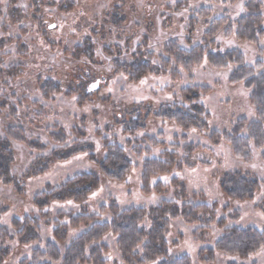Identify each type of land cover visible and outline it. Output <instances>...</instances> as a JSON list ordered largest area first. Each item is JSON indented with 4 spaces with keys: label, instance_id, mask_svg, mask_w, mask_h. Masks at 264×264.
<instances>
[{
    "label": "rangeland",
    "instance_id": "1",
    "mask_svg": "<svg viewBox=\"0 0 264 264\" xmlns=\"http://www.w3.org/2000/svg\"><path fill=\"white\" fill-rule=\"evenodd\" d=\"M13 4L30 19L32 6L27 0H0V10L3 13L0 18V38L7 35L4 34L6 27L10 29L12 37H18L28 44L30 52L24 59L23 56H16L14 49L4 50L2 53L8 55L3 57L4 66L23 67L22 77L12 83V92L14 91L19 98L26 97L32 102L37 101L46 108L47 112L44 115L46 119L38 123L43 118H38L34 114L32 119L35 120L34 123L41 124L42 128L48 127L51 131L64 129L69 144L74 142L94 144V154L100 157H106L105 147L108 144L117 143L126 149L132 160L133 169L125 182L103 181L85 204H76L73 201L71 204L69 201L54 202L42 209L35 204V200L39 195L48 193V185L57 187L78 174L91 172L95 165L88 160L89 154H79L54 165L46 174L26 181L24 195L0 187L1 203L9 207L5 214L0 215V228L12 232L11 224L14 219H37L41 236L40 242L25 246L17 241L8 242L11 252L3 264H20L26 258L32 259V253L36 249L44 251L48 243H55L53 232L58 224L69 223L65 218L68 215L78 217L86 211L89 215L99 216L101 208L103 206L108 208L113 200L121 209L150 208L163 200H176L174 180L185 186L193 203L216 205L217 221L225 219L226 222L225 227H219L216 223L206 228L200 225H187L182 220L172 221L171 233L167 237L170 256H188L191 264H208L202 260L201 252L212 248L224 234V229L255 227L264 232V211L258 209V205L264 201V184L260 193L255 194L251 201L229 199L220 189L219 175L222 172H248L264 180V148L255 150L251 145L253 162L246 164L234 156L224 139H220L218 145L213 143V139L217 137H214L212 132L215 131L223 137L231 133L238 121L246 120L249 123L256 121L255 111L250 103L251 92L241 85L235 86L230 83L234 66H229L228 69H215L210 66L207 58H204L192 74L180 70L179 79L151 75L138 82H131L126 75L109 77L110 59L99 50L94 57V63L98 64L97 68L94 64L91 65L93 70L100 71L98 80L93 84L97 83L98 86L89 90L90 92L84 89L82 94L67 95V90L64 89L61 94L53 95L50 102H45L39 89L40 79L55 78L57 75L70 79L79 73L78 68H74L71 54L81 39L90 35V22L92 24L94 19L102 20L101 33L96 40L103 39L107 31L113 30L111 22L103 24V19L109 11L116 9L118 14L120 13L117 15L119 19L117 17L116 19L121 23L119 31H122L123 39L119 41L121 42L119 45L123 51L127 49L126 47L132 49L146 42L148 49L159 57L164 46L170 42H176L184 48H189V43L211 46L212 41L205 42L204 39L210 23L215 17H222L227 13L233 21L239 19L245 14L246 1L232 3L231 0H77L76 7L67 12H62L60 8L43 9V17L49 20V24L52 22L53 24L48 31L40 34L27 18L16 28L5 22L4 14L8 13ZM204 11H209L206 17L202 15ZM114 25L117 30L119 25L117 23ZM212 44H216L212 49L214 52L231 49L241 51L248 66L255 67L258 60L264 61V55H260L256 47L239 43L233 37L227 38L223 32ZM261 47L264 48V42L261 43ZM93 70L91 75H94ZM69 85L71 86V82ZM100 87L102 89L98 94L97 90ZM188 90L199 93L200 102L210 114V132L196 130L185 132L178 125L168 121L150 119L151 126L137 131L133 136L126 134L124 115L133 105L146 102L156 106L183 104L181 95ZM86 92L94 93L86 100H82L81 97H84ZM116 114L121 115L119 119L117 118L118 125ZM15 124L17 123L7 119L6 115H0V133H3L6 127ZM21 126L30 136L49 143L44 131L39 132L26 125ZM152 139L158 143L164 142L167 146L155 147ZM188 147L194 150L192 157L201 159L202 162L194 167L184 165L180 169L175 168L169 175L153 178L151 193L145 194L142 191L144 162L162 159L166 152L176 153L177 162H184ZM14 148L18 159L14 175L20 177L30 167L34 158L25 147L14 145ZM158 183L165 186L167 192H157L154 187ZM237 210L241 213L240 220L231 221L229 215ZM109 218V214L101 215L102 221H108ZM144 226L149 227L148 223ZM84 231V228L77 231L70 229L66 246ZM116 241L117 238L110 234L100 243L109 249L104 254L108 264H123ZM66 246H60L62 252ZM214 264H264V247L248 260L217 254Z\"/></svg>",
    "mask_w": 264,
    "mask_h": 264
},
{
    "label": "trees",
    "instance_id": "2",
    "mask_svg": "<svg viewBox=\"0 0 264 264\" xmlns=\"http://www.w3.org/2000/svg\"><path fill=\"white\" fill-rule=\"evenodd\" d=\"M76 1L27 0V3L32 6L30 19L16 4H13L8 13L4 14V20L16 28L22 20L26 21L25 18H27L28 21H32L37 33H45L53 22L49 24V20L43 17V9L60 8L62 12H67L76 7ZM239 1L241 0H231L232 3ZM244 1H246L245 14L239 19L233 21L227 15L228 13L222 17H215L204 34L205 42L214 43L218 35L223 32L227 38L233 37L239 43L256 47L258 53L264 55V48L261 47V43L264 42V0ZM206 13L209 11H204L202 15L206 17L208 15ZM2 15L0 10V18ZM117 15L120 13L118 14L116 9L106 13L107 18L103 19V24L111 22L114 28L107 31L101 40H96V37L101 33L102 20L94 19L92 24L90 22V35L81 39L76 50L71 54L74 68H78L79 73L70 79L57 75L55 78L39 80V89L45 102H50L53 95L61 94L64 89L67 90V95L82 94L84 89L87 92L93 90V84L98 80L100 71L93 70L91 65L94 64L97 68L98 64L94 63V57L99 50L110 59L109 77L126 75L131 82H138L151 75L179 79L181 78L180 70L192 74L204 58H207L210 66L215 69H228L229 66H234L235 70L230 75V83L235 86L241 85L251 92L250 103L254 108L256 121L251 123L246 120L238 121L231 133L223 137L215 131L212 132V135L217 137L213 139V143L218 145L221 142L220 139H224L223 141L229 145L237 159L251 164L253 162L251 145L255 150L264 148V61L258 60L255 67L248 66L241 51L231 49L214 52L212 49L216 44L212 43H210L211 46L189 43V48H184L176 42H170L164 46L163 53L159 57L148 49L146 42L136 48L126 47L127 49L123 51L119 45L121 43L119 41L123 38L122 31H119L121 23L117 22L119 19ZM115 23L119 25L117 30H115ZM9 31L10 29L4 27V34L7 35L0 38V93H2L0 115H6L7 119L17 124L6 127L3 133H0V187L9 188L18 195H24L26 181L46 174L54 165L68 161L79 154H89L88 160L95 165L94 169L89 173L78 174L60 186L48 185V193L39 195L35 200L39 208H46L54 202L73 201L76 204H85L103 181L125 182L132 172L133 163L126 149L121 145L108 144L105 147L106 157H100L94 154V144L88 142L69 144L64 129L51 131L48 127L42 128L41 124L34 123L35 120H32L34 114L38 118H43L38 121L39 123L46 119L44 115L47 111L43 104L37 101L32 102L26 97L19 98L14 91L12 92V83L15 79L22 77L24 68L19 65L6 68L3 59L6 54L2 52L11 48L14 49L16 56H23L26 59L30 51L25 41L12 37ZM90 69L93 70L94 75H91ZM95 85L98 86L97 83ZM100 89L102 87L97 90L98 94ZM87 92L84 97H81L82 100H86L94 93L87 94ZM181 96L183 104L156 106L146 102L133 105L132 109L127 110L124 115L126 134L133 136L137 131L151 126L150 119L168 121L178 125L185 132L193 129L198 132H210V114L200 102L199 93L188 90ZM120 117L121 115L116 114L117 125L119 124L117 118ZM21 125L39 132L44 131L49 143L30 136ZM152 142L155 147L167 146L164 142L158 143L155 139H152ZM14 145L25 147L34 158L30 167L20 177L14 175L18 160ZM191 148H186L184 162L178 163L176 153L167 152L162 159L146 160L143 164L142 191L145 194L151 193V181L155 177L169 175L175 168L180 169L184 165L194 167L199 163L201 159L192 157L194 150ZM140 154L138 155L141 156ZM219 179L224 196L239 201L253 200L264 184V180L248 172H222ZM173 183L176 186V200H163L150 208L130 207L128 209H121L113 200L108 208L103 206L100 210L101 215L109 214L108 221H102L101 215H89L86 211L78 217L68 215L65 218L69 220V223L58 224L53 232L56 242L48 243L44 251L36 249L32 253V259L26 258L20 264H108L104 254L109 249L100 243L110 234L117 238L116 247L123 264H191L188 256L169 255L167 237L171 233V222L182 220L187 225L208 228L216 223L219 227H225L226 220L217 221L216 205L193 203L185 186L175 180ZM154 189L159 193L167 192L166 187L161 183H158ZM1 197L0 193V215H3L9 207L1 203ZM258 209L264 211V201L258 205ZM240 214V211H234L229 215V219L238 222ZM145 223H148L149 227H145ZM11 227L12 232L0 228V264H3L10 255L11 249L8 242L17 241L25 246L41 241L37 219H14ZM80 228H84L85 231L66 246L70 229L77 231ZM58 245L66 246L63 252ZM263 247L264 232L255 227H229L224 229V234L212 248L201 252V257L208 264L215 263L217 254L248 260Z\"/></svg>",
    "mask_w": 264,
    "mask_h": 264
},
{
    "label": "snow or ice",
    "instance_id": "3",
    "mask_svg": "<svg viewBox=\"0 0 264 264\" xmlns=\"http://www.w3.org/2000/svg\"><path fill=\"white\" fill-rule=\"evenodd\" d=\"M96 87V85H93V88H95ZM193 131H195V129H193ZM165 180H167V178L165 177L164 178ZM95 195V194H94ZM155 200V198H153V201ZM69 203L71 204L72 202L71 201H69Z\"/></svg>",
    "mask_w": 264,
    "mask_h": 264
},
{
    "label": "clouds",
    "instance_id": "4",
    "mask_svg": "<svg viewBox=\"0 0 264 264\" xmlns=\"http://www.w3.org/2000/svg\"><path fill=\"white\" fill-rule=\"evenodd\" d=\"M85 110H87V109H85Z\"/></svg>",
    "mask_w": 264,
    "mask_h": 264
}]
</instances>
